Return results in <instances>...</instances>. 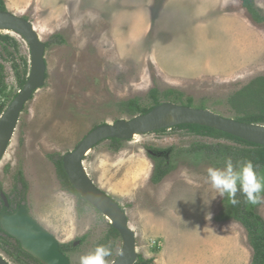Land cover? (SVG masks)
<instances>
[{
  "label": "rangeland",
  "instance_id": "1",
  "mask_svg": "<svg viewBox=\"0 0 264 264\" xmlns=\"http://www.w3.org/2000/svg\"><path fill=\"white\" fill-rule=\"evenodd\" d=\"M255 2L264 15V7ZM5 3L10 12L32 22L50 46L46 84L21 114L0 164V185L12 196L23 172L29 186L26 207L61 244H69L64 254L71 264H79L80 256L98 245L110 247L105 259L112 264L121 252V238L107 239L111 223L93 207L78 212V200L62 189L53 159L73 152L98 126L132 119L125 107L129 100L152 106L153 89L183 93L178 105L237 118L230 97L264 76V26L252 21L240 0ZM9 35L18 48L0 41L8 104L21 90L14 61L31 59L24 38ZM149 148L171 149L176 156L174 172L158 185L152 183L155 160ZM245 148L188 129L168 130L136 136L118 147L105 141L89 153L85 167L94 183L124 209L138 254L152 264H252L249 233L232 218L230 198L219 196L205 181L207 168H223L228 157L235 164ZM256 173L264 179V166ZM236 197L247 202L240 191ZM246 205L264 220V204ZM0 254L18 264L1 243Z\"/></svg>",
  "mask_w": 264,
  "mask_h": 264
},
{
  "label": "water",
  "instance_id": "2",
  "mask_svg": "<svg viewBox=\"0 0 264 264\" xmlns=\"http://www.w3.org/2000/svg\"><path fill=\"white\" fill-rule=\"evenodd\" d=\"M0 32L20 35L31 51L30 73L27 83L0 117V164L4 159L17 130L21 114L27 103L47 80L46 44L41 40L32 22L9 10H0ZM198 125L215 129L248 143L264 147V125L240 122L225 118L211 110L165 102L146 114L130 120L121 119L93 129L73 152L63 156V167L76 192L94 209L104 215L120 235L122 249L112 264H136L138 261L135 232L130 227L126 212L121 205L92 180L85 167V159L99 144L110 141H131L136 136L172 129L177 126ZM1 198L8 208L9 200L4 192ZM2 230L18 241L24 252L41 264H71L70 258L61 251L60 241L44 228L30 213L25 204L15 213L0 217ZM79 242L75 243V245ZM0 264H12L0 254Z\"/></svg>",
  "mask_w": 264,
  "mask_h": 264
},
{
  "label": "trees",
  "instance_id": "3",
  "mask_svg": "<svg viewBox=\"0 0 264 264\" xmlns=\"http://www.w3.org/2000/svg\"><path fill=\"white\" fill-rule=\"evenodd\" d=\"M242 8L247 11L252 21L257 24L264 26V15L261 13V10L257 7L255 0H240ZM0 10L7 11V6L5 0H0ZM28 20V19H27ZM55 38L59 39L60 43H64L65 40L60 36H56ZM0 41L17 50L18 42L9 34H1L0 33ZM46 48L50 46V43H45ZM13 69L15 71V75L17 77L18 84L20 89L24 87L27 83L30 73V63L27 60L22 61V63H17L14 61ZM7 84H6V69L3 64L0 63V117L5 112L9 104L5 100L7 97ZM150 98L153 102V105L149 108L144 107L141 104L139 99L129 100L125 105L127 108V113L131 116L135 117L140 114H146L150 112L155 107L162 104V99L168 100V102L179 103L182 101L183 93L176 91L174 89H169L163 93H161L157 89H153L150 92ZM188 102L190 104L193 103V99L188 98ZM230 106L237 112L238 117L235 120L245 123L252 124H261L264 125V76L258 77L252 80L247 86L243 89L235 93L229 99ZM175 129H188L190 132L203 137L213 138L215 140H230L241 145L246 146L245 149L240 150V156L242 160H250L253 165L255 171L258 167L264 166V147L255 145L252 143H248L234 136L222 133L215 129H210L203 126L198 125H185L179 126ZM166 132V130L160 131ZM110 142L114 146H120L123 141L114 139L110 140ZM206 147V146H205ZM119 150V148H117ZM153 152H156L157 149L150 148ZM171 152V151H170ZM156 161L155 171L152 177L153 184H159L162 180L174 169L175 166H171L170 161L167 157H162L160 159H154ZM58 177L61 181L62 189L77 198V207L78 212L81 213L84 211L85 206H90L73 188L71 185L69 178L63 167V157H58L53 159ZM169 161V162H168ZM18 184L16 185L12 196L7 195L9 203L13 210L14 205L21 206L22 202L26 201V194L28 191V183L23 175V172H20L18 175ZM1 192H3V188L0 185V217L2 214L8 212L9 210L6 208L3 199L1 198ZM20 199V201L18 200ZM236 199L239 201L238 204H232V218L236 219L240 222L244 228L249 233V239L251 246L254 250L253 263L252 264H264V220L263 218L256 212L254 207L248 208L246 203ZM120 238L119 233L111 227L109 235L107 239H111L116 241ZM0 243L1 246L8 252V254L13 257L18 264H41L39 261L34 259L32 256L27 254L21 248V245L18 241L12 238L10 235L6 234L1 226H0ZM69 244H61V251L66 253L65 249L69 248ZM152 260L145 259L142 255H138V261L136 264H152Z\"/></svg>",
  "mask_w": 264,
  "mask_h": 264
},
{
  "label": "clouds",
  "instance_id": "4",
  "mask_svg": "<svg viewBox=\"0 0 264 264\" xmlns=\"http://www.w3.org/2000/svg\"><path fill=\"white\" fill-rule=\"evenodd\" d=\"M258 6L264 7V0H258ZM206 183L215 189L219 196L228 195L233 205L239 203L235 198L238 191L242 192L248 203L264 204V179L258 177L250 160H239L235 164L231 157L224 160L223 168L209 167L206 169ZM111 249L106 245H98L95 249L79 258V264H106V257Z\"/></svg>",
  "mask_w": 264,
  "mask_h": 264
},
{
  "label": "flooded vegetation",
  "instance_id": "5",
  "mask_svg": "<svg viewBox=\"0 0 264 264\" xmlns=\"http://www.w3.org/2000/svg\"><path fill=\"white\" fill-rule=\"evenodd\" d=\"M165 103V102H164ZM177 127H179V126H177ZM176 127H174V128H172V129H164V130H166V131H168V130H183V129H175ZM161 131H163V130H161ZM157 132H160V131H157ZM156 133V132H155ZM200 137H203V136H200ZM213 139V138H212ZM149 150V154H150V156L153 158V159H160V158H162V157H167V159L170 161H168L169 163H171L172 161H173V159L176 157L175 156V154L173 153V150H171V149H166V150H157L156 152H153L150 148L148 149ZM171 151V152H170ZM155 166H156V161H155ZM171 166L173 167V166H175L174 164H172L171 163ZM174 170L175 169H173L172 171H171V173L172 172H174ZM155 171V170H154ZM171 173H169L166 177H168ZM165 177V178H166ZM165 178L162 180V182L165 180ZM162 182H160V183H162ZM153 183V182H152ZM159 183V184H160ZM154 185H158V184H154ZM4 192V191H3ZM5 193V192H4ZM6 194V193H5ZM7 195V194H6ZM18 200L20 201V199L18 198ZM22 205L23 204H25V202H22L21 203ZM0 205H1V202H0ZM9 207L7 208L9 211L8 212H6V213H15L16 211H17V209L20 207V206H17V205H14L13 206V208L15 209V210H13L12 209V207H11V204L9 203ZM21 205V206H22ZM26 205V204H25ZM124 210V209H123ZM256 210V209H255Z\"/></svg>",
  "mask_w": 264,
  "mask_h": 264
}]
</instances>
